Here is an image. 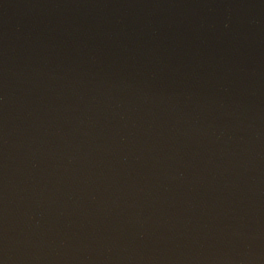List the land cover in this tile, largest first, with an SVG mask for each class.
<instances>
[{
    "label": "water",
    "instance_id": "obj_1",
    "mask_svg": "<svg viewBox=\"0 0 264 264\" xmlns=\"http://www.w3.org/2000/svg\"><path fill=\"white\" fill-rule=\"evenodd\" d=\"M0 264H264V0H0Z\"/></svg>",
    "mask_w": 264,
    "mask_h": 264
}]
</instances>
